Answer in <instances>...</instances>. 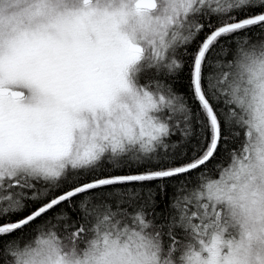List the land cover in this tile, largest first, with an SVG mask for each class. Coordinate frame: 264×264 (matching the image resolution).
Returning <instances> with one entry per match:
<instances>
[{"label": "snow or ice", "instance_id": "1", "mask_svg": "<svg viewBox=\"0 0 264 264\" xmlns=\"http://www.w3.org/2000/svg\"><path fill=\"white\" fill-rule=\"evenodd\" d=\"M0 264H264V0H0Z\"/></svg>", "mask_w": 264, "mask_h": 264}, {"label": "trees", "instance_id": "2", "mask_svg": "<svg viewBox=\"0 0 264 264\" xmlns=\"http://www.w3.org/2000/svg\"><path fill=\"white\" fill-rule=\"evenodd\" d=\"M186 82H187L186 80H185V81H183V83H185V84H186Z\"/></svg>", "mask_w": 264, "mask_h": 264}]
</instances>
